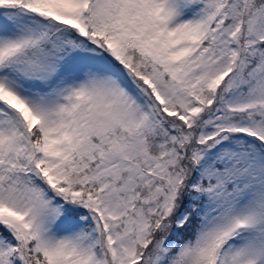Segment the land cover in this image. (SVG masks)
Listing matches in <instances>:
<instances>
[{
	"label": "snow or ice",
	"instance_id": "obj_1",
	"mask_svg": "<svg viewBox=\"0 0 264 264\" xmlns=\"http://www.w3.org/2000/svg\"><path fill=\"white\" fill-rule=\"evenodd\" d=\"M0 264H264V0H0Z\"/></svg>",
	"mask_w": 264,
	"mask_h": 264
}]
</instances>
